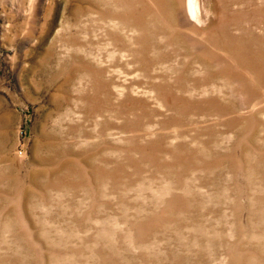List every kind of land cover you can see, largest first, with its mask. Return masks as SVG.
<instances>
[{
	"label": "rangeland",
	"instance_id": "374dc122",
	"mask_svg": "<svg viewBox=\"0 0 264 264\" xmlns=\"http://www.w3.org/2000/svg\"><path fill=\"white\" fill-rule=\"evenodd\" d=\"M193 1L0 0V264H264V0Z\"/></svg>",
	"mask_w": 264,
	"mask_h": 264
},
{
	"label": "bare ground",
	"instance_id": "6f19581e",
	"mask_svg": "<svg viewBox=\"0 0 264 264\" xmlns=\"http://www.w3.org/2000/svg\"><path fill=\"white\" fill-rule=\"evenodd\" d=\"M187 9H188V13L191 17L195 18V12L197 11L198 13V4L196 1L193 0H187ZM215 17V16H214Z\"/></svg>",
	"mask_w": 264,
	"mask_h": 264
}]
</instances>
